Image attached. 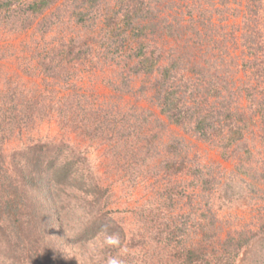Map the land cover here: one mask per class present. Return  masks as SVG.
<instances>
[{
	"label": "trees",
	"instance_id": "trees-1",
	"mask_svg": "<svg viewBox=\"0 0 264 264\" xmlns=\"http://www.w3.org/2000/svg\"><path fill=\"white\" fill-rule=\"evenodd\" d=\"M182 1L66 0L59 6L54 17L59 23L71 21L76 32L59 41L48 62H40L43 73L52 80L51 86L59 90H46L47 103L37 91L24 94L8 90L0 95V264H234L251 247L254 231L243 230L222 239L215 231L214 212L208 213V227L199 218L193 220L195 216L190 217V213L185 215L179 199L173 204L172 193L179 195L175 186L163 191L169 200L164 205L177 210L175 215L148 219L146 224L155 226L149 227L153 230L149 240L142 234L128 238L111 216L108 187L93 172L86 155L66 137H30L20 147L5 149L8 141L31 132L40 119L54 113L56 122L73 132L111 140V149H121L124 158L139 155L143 164L151 162L159 154L155 147L160 136L143 132L146 116L128 112L127 118L121 112L112 115L111 110L87 108L88 99L78 93L74 79L79 80L80 71L90 69L98 60L101 68L120 66L125 74L120 77L124 88L131 79L141 77L140 91L151 92L149 100L168 125L182 128L199 141L213 143L222 159L240 161L254 170L255 185L264 187V160L258 170L251 165L258 158L246 140L257 129L264 144V104L258 102L250 113L239 111L231 104L234 90H228V83L222 80L231 72V65L239 67L234 60L242 59L239 69L264 83V57L258 56L253 42H245L240 56H229L228 64L223 62L222 54H214L211 49L224 47L215 44L219 33L205 28L212 15L223 13L216 8L207 11L197 1L191 5ZM256 1L247 0V4L256 7ZM57 2L0 0V27L26 28L39 18L43 29L49 31L52 17L47 12ZM177 8L182 11L179 15ZM248 33L246 39L252 38L254 30ZM112 88L118 89L115 83ZM253 88L245 85L243 90ZM246 99L258 101L251 92ZM182 148V141L175 138L163 147L166 156L159 166L164 179L169 182L167 177L187 173L199 182L202 194H226L215 184L214 176L186 161ZM159 207L163 216L164 210ZM146 208L151 213L152 208ZM200 217L205 219L207 215ZM193 225L200 231L197 236L190 233ZM143 241H153L155 247L150 251L145 244L148 242Z\"/></svg>",
	"mask_w": 264,
	"mask_h": 264
},
{
	"label": "rangeland",
	"instance_id": "rangeland-1",
	"mask_svg": "<svg viewBox=\"0 0 264 264\" xmlns=\"http://www.w3.org/2000/svg\"><path fill=\"white\" fill-rule=\"evenodd\" d=\"M174 1L178 2L179 0ZM195 1L200 2L207 11L216 8L223 13L222 16L218 15L217 17L212 15L210 17L211 22L206 23L205 26L207 32L215 29L219 33L220 39L217 38L218 36L213 37L214 39L217 38L215 44L224 47H220L219 51L217 47L211 49L214 54H222L223 62L228 64L230 57L233 59L235 57L232 56H240L239 50L245 49V42H253L254 48L256 46V49L258 48L256 51L258 56L264 57V51L259 50V48L264 49V0L254 2L256 7L250 5L251 3L247 4V0H210L215 5L214 7H211V2L206 4L201 0H183L182 4L191 5ZM63 2L66 0H58L49 13L47 12V16L52 17L49 22V31L48 28L43 29L39 18L26 28L14 26L7 29L4 24L0 27V95L8 92V90H20L24 94L37 91V93L42 94L43 100L47 103L49 93L46 90H59L58 86H51L52 80L46 76V73H43L40 62L42 60L48 62L49 58L47 57L54 48L59 47V41L73 36L76 32L71 21L59 23L54 17L58 9H61L59 6ZM173 10V12L170 11L171 15H174L176 9ZM179 12L182 11L177 8V15ZM170 14L167 16L170 17ZM250 30L251 33L254 30L253 36L246 39ZM255 30L257 31L256 36ZM233 48H238V50ZM224 56L227 57V60ZM234 62L239 67L236 68L231 65L229 70L236 72L223 73L225 76L222 77V80L228 83L226 88L231 91L234 90L232 107L235 106L239 111L245 113L253 112L258 102L264 104V83H259L256 76H252L249 71L239 69L243 63L242 59L234 60ZM101 64L95 60L90 65V69L88 68L85 72L80 71L79 80L75 78L73 81L77 83L78 93L88 99L87 108L95 106V108L102 110H111L112 115L121 112L126 114L127 118H130L129 113L140 118L143 115L146 116L148 123L147 127L142 128L143 132L147 134L156 133L160 136L157 146L154 145L159 154L155 153L156 156L152 158L151 162L147 161L143 164L139 155L135 159L131 156L124 158V152H121V149H111V140L106 139V142L98 136H94L92 139L80 134V132H73L68 126L56 122L54 113H51L47 119H40V122L36 123L35 129L31 132L23 133L21 138L8 141L5 144V149L8 151L20 147L30 137H58V139L66 137V140L80 148L86 155L93 172L102 184L108 187L111 216L123 228L128 238L142 234L149 240L153 233L149 227L155 226H148V219L175 215L177 210L164 205L169 204V200L163 192L165 189L169 190L171 186H175L179 195L177 197L175 192L172 193L174 196L173 204L179 199L180 210L183 209L184 214L190 213V217L195 216L193 220L199 218L201 220L199 222L204 225L207 224V227L208 221H210L208 213L213 214L214 212L217 228L215 231L223 237L222 239L228 234H235L243 230L256 232V238L251 247L247 248L234 264H264V232L261 231L264 224V187L260 183L261 186L255 185V181L252 179L254 170L243 163L240 164V161L231 158L222 159L213 143L199 141L184 132L182 128L168 125L165 117L159 114L156 105L149 100L151 92L140 91L141 86H143L141 77L131 79L128 86L124 88L121 85L120 77L122 78L125 74L121 71L120 66L108 67L105 65L101 68ZM231 76L235 81H231ZM112 83H115L117 90L112 88ZM245 85H254V88L245 91L243 90ZM236 88L241 90L240 95H238V90H235ZM247 92H251L254 100L258 101H248L246 99ZM253 131V136L247 135L246 140L249 141L250 150L258 158V161L252 160L257 163V166L254 162L251 165L258 170L260 166H263L264 144L261 145L259 131L257 129ZM174 138L182 141L183 152L181 154L185 155L186 161L189 164L192 161V166L195 163L198 164L205 173L214 176L216 178L215 184L218 183L220 186L218 188H224L227 191L226 194L217 191L212 192L213 189L209 197L205 193L202 194L198 185L199 182L187 173L179 175L177 178L167 177V179L170 178L168 179L169 182L164 179V172H160L159 162L166 156L163 147ZM115 152H118V155L114 154ZM246 172L247 174H244ZM149 202L152 204L149 205ZM160 205L164 210L163 216H161ZM148 206L152 208L151 213H148L146 208ZM170 211L173 212L172 215L169 214ZM202 214L207 215L204 217L206 220L200 217ZM196 226L193 225L190 229L193 236L200 234L199 230H194ZM147 228L149 233L146 231ZM143 242H148L145 244L149 246L150 251L155 247L153 241ZM135 248L140 250V247ZM128 251L129 249H127Z\"/></svg>",
	"mask_w": 264,
	"mask_h": 264
},
{
	"label": "clouds",
	"instance_id": "clouds-1",
	"mask_svg": "<svg viewBox=\"0 0 264 264\" xmlns=\"http://www.w3.org/2000/svg\"><path fill=\"white\" fill-rule=\"evenodd\" d=\"M110 264H116V262L115 261H112V262H110Z\"/></svg>",
	"mask_w": 264,
	"mask_h": 264
}]
</instances>
